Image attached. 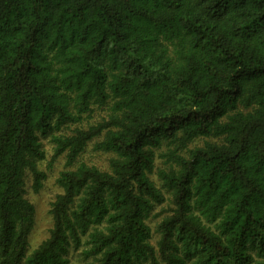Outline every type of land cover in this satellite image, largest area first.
I'll list each match as a JSON object with an SVG mask.
<instances>
[{
  "label": "trees",
  "instance_id": "16d2710c",
  "mask_svg": "<svg viewBox=\"0 0 264 264\" xmlns=\"http://www.w3.org/2000/svg\"><path fill=\"white\" fill-rule=\"evenodd\" d=\"M46 138L65 163L29 250ZM90 143L107 167L80 160ZM73 250L264 264V0H0V264Z\"/></svg>",
  "mask_w": 264,
  "mask_h": 264
},
{
  "label": "rangeland",
  "instance_id": "374dc122",
  "mask_svg": "<svg viewBox=\"0 0 264 264\" xmlns=\"http://www.w3.org/2000/svg\"><path fill=\"white\" fill-rule=\"evenodd\" d=\"M203 138H197L188 144L189 147L193 145H200L203 142ZM46 148V158L38 162V167L44 169L46 172V178L43 180V187L34 192L31 187V176L27 174L25 189L26 197L32 202L35 207V223L30 232L28 241H29V250L33 249L41 240H43L47 235V230L51 225V214L49 213L50 203L54 199L55 195L60 192V188L56 183V178L58 172L64 168L65 158L63 155L59 156L52 165L49 166V160L52 153V145L49 143L47 138L44 140ZM167 150V145L163 144L161 149L156 151V165L157 167H165L166 161L165 157H160L158 154ZM80 160L86 161L88 163H95L98 166L105 168L108 165V154L92 149V144L90 143L86 150L81 154ZM49 166V167H48ZM152 178L157 184L160 181L157 179L156 175H152ZM163 205H157L152 211L151 216L147 220L150 228L153 231L152 241L155 243L158 234L155 232L157 224L161 216L157 215V212L162 208ZM70 264H83L84 262L81 259L78 251L73 250L70 254Z\"/></svg>",
  "mask_w": 264,
  "mask_h": 264
}]
</instances>
